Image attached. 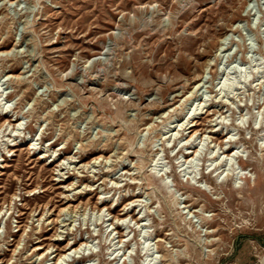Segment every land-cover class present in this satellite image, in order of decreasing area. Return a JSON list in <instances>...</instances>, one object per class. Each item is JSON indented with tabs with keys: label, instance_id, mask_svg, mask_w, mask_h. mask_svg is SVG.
Returning a JSON list of instances; mask_svg holds the SVG:
<instances>
[{
	"label": "rangeland",
	"instance_id": "1",
	"mask_svg": "<svg viewBox=\"0 0 264 264\" xmlns=\"http://www.w3.org/2000/svg\"><path fill=\"white\" fill-rule=\"evenodd\" d=\"M0 52V264H264V0H0Z\"/></svg>",
	"mask_w": 264,
	"mask_h": 264
},
{
	"label": "bare ground",
	"instance_id": "2",
	"mask_svg": "<svg viewBox=\"0 0 264 264\" xmlns=\"http://www.w3.org/2000/svg\"><path fill=\"white\" fill-rule=\"evenodd\" d=\"M13 1V0H12ZM247 7H248V5L246 6V7H244V11H247L246 9H247ZM243 11V12H244ZM247 14V13H246ZM245 14V16L244 17H247V15ZM249 16V15H248ZM239 29V25H235L234 27H233V30L234 31H236V30H238ZM223 45V44H222ZM6 48V47H5ZM223 48V46H221V48L220 49H222ZM4 54V52H0V55H3ZM103 54H105V53H103ZM6 55H7V53H6ZM95 63V62H94ZM76 68V67H75ZM77 69V68H76ZM86 69V68H85ZM84 68H83V71L85 70ZM79 70V69H78ZM82 70V69H81ZM99 71V70H98ZM87 72V71H86ZM85 72V73H86ZM81 73V72H80ZM88 73V72H87ZM97 73V72H96ZM82 75H84V72H83V74ZM86 75V74H85ZM84 75V76H85ZM88 76V75H87ZM95 76V75H94ZM97 76V75H96ZM12 77V76H11ZM8 78V77H7ZM14 78H17V80H19V77H14ZM120 78V77H119ZM92 79V78H91ZM201 81L200 80H197V79H195V83H194V85H193V87H192V89H191V91L188 93V95H192L193 93H194V91H196L199 87H200V85H201V83H200ZM117 87V86H116ZM180 87V86H179ZM175 88V87H174ZM184 88V87H183ZM201 89V88H200ZM181 90V89H180ZM176 92L178 91V90H175ZM181 93V92H180ZM196 93V92H195ZM197 93H198V91H197ZM179 97V95H176L175 97H174V99L173 100H175L176 98H178ZM186 98H188V97H186ZM4 108V107H3ZM8 114V111H7V113H5V115H7ZM12 118V117H11ZM17 119V118H16ZM13 120V119H11V121H9L8 122V125L10 126L12 123L11 122H14L13 123V130H14V128H15V126H14V124H18V122H17V120ZM199 123L197 122V121H195V120H193V121H191V124L190 125H188V128H183L184 130H187L188 129V131H189V140H191L192 138H193V136H197L199 133V131L198 130H196L195 129V127H197V125H198ZM4 126V125H3ZM186 127V126H185ZM194 128V129H193ZM1 129V128H0ZM214 130L215 129H213V130H211L210 132H214ZM191 135V136H190ZM209 137V136H208ZM211 138V137H210ZM216 138V137H215ZM226 138H228V136L226 135L225 136V139ZM212 139H213V137H212ZM188 140V141H189ZM216 140H217V142H219V144L221 145V146H223L224 145V143H223V141L222 140H219V139H217L216 138ZM227 143L228 144H231L232 143V140L231 139H229L228 141H227ZM190 144V143H189ZM218 144V143H217ZM187 148L186 149H190V150H188V151H191V149H194V150H192V152H189V154L191 153V155H187L186 157H185V159H186V161H188V160H194V158L197 156V147H193V145L191 144L190 146H188V143H187ZM182 149V148H181ZM225 150H224V152H222L223 154H224V156L226 155V158L228 157H230V155L233 153V149H231V146H229V147H227V148H224ZM181 151V150H180ZM104 153V152H103ZM186 154H188V153H186ZM231 156H233V155H231ZM99 158H97L95 161H97ZM106 159V158H105ZM96 163V162H95ZM108 163V162H107ZM52 164V163H51ZM137 197H138V195L136 196V198L135 199H137ZM139 200V199H138ZM76 202V201H75ZM134 202H137V200H134L133 202H131V204H134ZM139 202V201H138ZM101 203H103V202H101ZM98 206H100V205H98ZM190 206V205H189ZM186 208V207H185ZM104 209V208H103ZM124 210H126V212H125V214L126 213H128V209H124ZM69 211V208L68 209H66V208H64V209H62V210H60V214L58 215V218L60 219V216H61V214H63V213H65V212H68ZM43 216V215H42ZM124 216V215H123ZM62 218V217H61ZM58 219V220H59ZM115 219H118V221H120L119 220V218H115ZM68 220V219H67ZM122 222H124V221H126V219L123 217L122 218V220H121ZM52 223H55V224H57V220L56 221H53ZM138 224H139V222H137ZM117 225V227H114V230H117V229H119L118 228V226H120V224L119 223H117L116 224ZM65 226V225H64ZM121 226H122V224H121ZM122 237V236H121ZM124 237V236H123ZM120 241V240H119ZM159 242V241H158ZM119 243V242H118ZM121 243V242H120ZM50 246H52V247H56V249H55V251H54V253H55V257H58V259H57V261H56V264H64L65 262H69V260H67V258L68 257H70V258H72L73 260L75 259V258H80V256H78V255H81L82 253L81 252H83V255H84V252H85V248L88 246V242H80V244L79 245H77V242H68L66 245H64L63 247H59V243H55V244H51ZM51 248V247H50ZM41 249V247H36V252H38L39 250ZM49 249V248H48ZM54 249V248H53ZM92 253V252H91ZM42 254V253H41ZM43 255V254H42ZM41 255V256H42ZM90 255V254H89ZM38 257H40V256H38ZM69 259V258H68ZM5 262V261H4ZM10 262V261H9ZM260 263H264V256L261 258V260H260ZM80 264H87V263H85V262H82V263H80Z\"/></svg>",
	"mask_w": 264,
	"mask_h": 264
}]
</instances>
